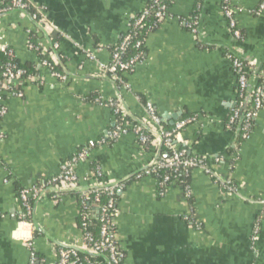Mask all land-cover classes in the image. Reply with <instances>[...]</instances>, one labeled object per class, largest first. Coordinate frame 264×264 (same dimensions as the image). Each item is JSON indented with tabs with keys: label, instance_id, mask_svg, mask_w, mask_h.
<instances>
[{
	"label": "crops",
	"instance_id": "crops-1",
	"mask_svg": "<svg viewBox=\"0 0 264 264\" xmlns=\"http://www.w3.org/2000/svg\"><path fill=\"white\" fill-rule=\"evenodd\" d=\"M7 1L0 0V47L20 63L38 62L40 72L21 97L2 94L0 264H29L32 253L35 264H56L61 247L85 250L75 195L41 194L30 224L21 221L19 189L43 184L90 144L102 184L127 181L152 162L158 145L146 147L134 134L102 142L119 118L105 102L116 98L125 123L155 132L146 103L172 127L186 114L195 117L175 143L203 158L212 173L194 169L163 196L149 175L124 185L112 220L121 264H264V105L241 144L227 125L238 102L232 58L264 63V0H231L240 40L232 36L222 0H173L168 16L144 39L141 61L124 75L128 88L113 84L99 64L109 61L130 17L151 0H30L46 8L45 32L26 13L4 11ZM31 33L66 80L37 60ZM89 171L90 162L78 164L80 177ZM227 181L236 193L224 192L220 182Z\"/></svg>",
	"mask_w": 264,
	"mask_h": 264
},
{
	"label": "built area",
	"instance_id": "built-area-1",
	"mask_svg": "<svg viewBox=\"0 0 264 264\" xmlns=\"http://www.w3.org/2000/svg\"><path fill=\"white\" fill-rule=\"evenodd\" d=\"M172 2L173 0H151L148 7L137 15L130 17L127 24V31L113 47V50L110 52L109 61L107 63L99 64V68L106 77L114 83H118L120 86L128 88L124 75L133 72L137 64L142 59V51H139L128 58H123L122 55L129 46H133L135 49H140L144 45V40H134L133 36L129 34V31L133 27H142L145 20L149 17L153 18L156 24H159L168 16V10ZM263 7L264 2L261 4L260 9ZM14 9H21L25 11L31 10L32 12L30 16L32 20L36 21L42 27H46L50 24L46 8L42 5L34 4L30 0H8V5L4 8V11H11ZM222 11L228 21V26L232 36L235 39L240 40L242 36L234 19L231 0H222ZM187 26L193 32L196 31L194 23H188ZM0 51L4 52L8 56H14L12 50L7 47H0ZM86 56L89 59L94 60V56L91 53L86 54ZM40 64L43 67L52 69L51 64L47 60H42ZM255 66L256 64H254V62H244L240 57L232 58V69L237 78L236 93L238 102L236 108L229 117L227 124L228 127L231 122L238 117L239 109L243 106L242 100L248 89H250L249 91L251 97V107L246 111L243 125L239 130L242 140H247L250 137L252 122L256 119L259 111L264 105V89L259 83L260 74H264V63L260 72L252 77L251 82L248 79L250 72ZM51 74L55 78L66 80V76L60 72L52 70ZM37 79L38 76L26 75L23 70L16 68V66L11 63L5 65L3 72L1 73L0 119L7 112L6 107L3 105L2 94L6 93L10 96L21 97L23 94V85L26 82L35 81ZM105 104L112 107L114 113L119 115V118L116 119L114 127L106 133L102 142L115 141L121 136L131 133L138 138L139 143L142 145H146L148 142L150 144L152 143V145L157 144L158 146L161 144L167 150V159H161L159 156L155 161L153 159L152 162H150V164L143 170V173L135 176V179H140L144 175L151 176V174L158 169L167 170L173 173L179 172L181 174V178L187 177L194 169H201L206 174L212 176V173L205 164L203 158L187 155L186 150L178 147L175 143L179 132L187 125L193 123L196 120L195 117H187L177 120L170 130H165L163 129L161 120L156 114L153 106L150 103H146L145 111L150 123L158 128L157 132L152 131L154 138L150 139L149 135L145 131V128L141 124H128L124 122L125 113L119 99L116 98L108 100ZM2 139L3 134L0 130V142ZM90 155V149H81L73 156L66 159L60 165L59 172L43 184H34L22 188L18 193V200L22 208L21 217H26L31 213L30 200L37 199L41 194L47 192L53 194H57L59 192H78L80 193V229L85 244V250H88L96 255L104 254L109 264H121L124 252L120 249L116 242L112 220L117 213L116 202L113 196L117 190L124 187L122 183L123 181L109 184L100 183L99 179L102 177V170L100 167H95L93 170L89 171L87 176L80 177L77 172L78 164L81 162H90ZM94 177L96 178L95 180L92 179ZM173 179L174 178L171 177V175L166 174L161 177L159 182H157V187L161 196L165 194L166 187H168L175 180ZM87 182L89 184H87ZM220 185L224 192L228 195L236 193V189L232 184H230V182H220ZM102 193L107 194L110 198L105 205L98 208L101 225L99 229V237L94 239L91 234L86 231L87 220L90 218L91 214L86 213L87 207L85 206V203L87 201H91L92 204H98L99 196ZM261 204L264 206V201H261ZM21 221L29 223L22 219ZM35 262V254L32 253L29 264H35ZM56 264L98 263L79 257L78 251L75 248L61 247L57 252Z\"/></svg>",
	"mask_w": 264,
	"mask_h": 264
},
{
	"label": "trees",
	"instance_id": "trees-1",
	"mask_svg": "<svg viewBox=\"0 0 264 264\" xmlns=\"http://www.w3.org/2000/svg\"><path fill=\"white\" fill-rule=\"evenodd\" d=\"M7 4H8V1H7ZM7 4H5V6H7ZM27 12L29 14H31L32 11L28 10ZM155 24H156L155 20L153 18L149 17V18H147L145 20V22H144L142 27H139V26L138 27H133L129 31V34H131L133 36L134 40H137V39L144 40L149 32L154 31L158 27V23L156 25ZM29 36H30L29 37L30 38V43H32L35 47L38 48V49L36 48L37 49L36 50V52H37V60L38 61L47 60L51 64L52 70L58 71V72L61 71L60 66L53 61V59H52V57L50 55V52L49 53H47V51L44 52L41 49V47H38L36 45V34L35 33H31ZM112 50H113V48H111V51ZM143 50H144V46H142L140 49H135L133 46H129L126 49L125 53H123L122 56H123V58H128L129 56H132V55L138 53L139 51L143 52ZM243 61L244 62H248L249 60L243 58ZM8 63H11V64L15 65L16 68L23 70L26 75H31V76H38L39 75L40 68H38V62L37 63L36 62H34V63H20L17 60V58H15L14 56H12V57L8 56L4 52L0 51V87H1V83H2L1 73L3 72V69H4L5 65L8 64ZM261 68H262L261 65H256L253 68V70L250 72V75L248 76V79H249L250 82H251L252 77L255 74H258L260 72ZM259 83L262 86V88L264 89V77H263V74H260ZM115 84L119 88H121L120 84H118V83H115ZM23 86H25V85H23ZM249 90L250 89H248L246 91L245 95H244V98L242 100L243 101V106L239 109L238 117L233 122H231V124H230V128L237 133V145L241 144V142H242V138L240 136L239 130H240V128L243 125L244 115H245L246 111L251 107V97H250V91ZM2 97H5V95H3ZM187 117H190V115L186 114V115L182 116L180 119H184V118H187ZM128 120L131 122L130 119H128ZM136 124H138V123H136ZM162 127L165 130H170L172 128V126H169V125H166V124H162ZM145 131L149 135L150 139L154 138L152 130L151 131L145 130ZM149 144L150 143L148 142L144 146L148 147ZM92 145L93 144L87 145L84 148L90 149L92 147ZM84 148H82V149H84ZM182 149H185V148H182ZM157 151H158V149H157ZM186 154L187 155H191V154H188L187 150H186ZM167 157H168L167 150L165 149V147L163 145H161L159 147V158L167 159ZM94 168H95L94 161L90 160V170H93ZM141 173H143V171L138 172V174H141ZM138 174H136V175H138ZM166 174L171 175V177H173L175 179V180L173 179L174 180L173 182L180 183L182 181L181 180V174L179 172L173 173V172H170V171H167V170H162V169L156 170L153 174H151V176L156 180V182H159L161 180V177L166 175ZM135 176H133L132 178H130L127 181L126 180L123 181L122 182L123 185H126L128 182H130L131 180L135 179ZM92 179L95 180L96 178L94 177ZM167 188L168 187H166L165 190H167ZM19 191H20V189L18 190V193H19ZM118 191L119 190H117L115 195L113 196L115 202H117V200L119 198ZM71 193L73 195H75V197L77 198V201L79 202L80 201V193H78V192H71ZM109 198L110 197L107 194L102 193L99 196L98 204H92L91 201H87L85 203V206L87 207L86 213L91 214L90 218L87 220L86 231L89 232L94 239H97L99 237V229H100V225H101V222L99 220L100 219V213L98 212V208L100 206H102V205H105L108 202ZM34 202H35V199H31L30 200L31 212H32V208L34 206ZM21 219L25 220V221H27L29 223H32V214L30 213L26 217H21ZM80 222H81V220L79 218V227H80ZM101 255H103V256H88V255H85L83 253L78 252V256L79 257L88 259L91 262L97 263V261L99 259H103V260H105L107 262L106 256L104 254H101ZM35 256H36L35 258L37 259L38 255L35 254ZM107 264H108V262H107Z\"/></svg>",
	"mask_w": 264,
	"mask_h": 264
},
{
	"label": "water",
	"instance_id": "water-1",
	"mask_svg": "<svg viewBox=\"0 0 264 264\" xmlns=\"http://www.w3.org/2000/svg\"><path fill=\"white\" fill-rule=\"evenodd\" d=\"M9 12H23V13H26L28 16H29V18L32 20V18H31V16H30V14L27 12V11H25V10H21V9H14V10H11V11H9ZM8 12V13H9ZM32 22L35 24V26H37L38 28H40V30L42 31V32H45V30H44V28L42 27V26H40L36 21H34V20H32ZM57 59H58V61H59V63L61 64V61L59 60V58H58V56H57ZM109 79V78H108ZM110 80V79H109ZM111 81V80H110ZM113 84H115L113 81H111ZM119 100L121 101V99L119 98ZM123 107H124V105H123ZM124 109H125V112H126V114L127 115H129V113H128V110L124 107ZM144 128H145V130H147V131H151L145 124H143V123H140ZM172 124H174V122H172ZM161 146V144H159V146H158V151H157V154H156V156H155V158H154V161L158 158V156H159V147ZM123 181V180H122ZM120 192V191H119ZM34 229L36 230V231H39V228H38V226L37 225H35L34 226ZM78 252H80V253H83V254H85V255H88V256H103V255H96V254H93V253H91V252H89L88 250H82V249H76ZM106 260H107V258H106ZM109 264V263H108Z\"/></svg>",
	"mask_w": 264,
	"mask_h": 264
}]
</instances>
